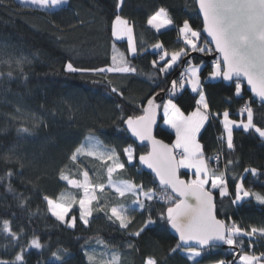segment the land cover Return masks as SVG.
Returning a JSON list of instances; mask_svg holds the SVG:
<instances>
[{"label":"trees","instance_id":"trees-1","mask_svg":"<svg viewBox=\"0 0 264 264\" xmlns=\"http://www.w3.org/2000/svg\"><path fill=\"white\" fill-rule=\"evenodd\" d=\"M113 4L114 0H69L64 10L51 11L23 7L16 0H5L0 4V175L7 168L19 171L17 157L24 162L23 176L13 178L16 193H8L0 187V218L12 219L14 227L23 226L29 235L35 233L41 238L45 248L42 251L31 250L27 256L28 264H58L51 257V252L57 249L64 251L67 264H87L84 251L94 248L99 253L104 250L96 243L98 239L116 245L124 254L123 264H142L146 255H155L160 264H185L183 253L169 255L168 249L177 242L169 228L148 231L141 238H135L102 218L103 213H94L87 228L78 222L76 229H68L47 212L43 200L44 195L56 199L66 192L67 185L58 179V171L64 164L70 163L68 156L85 143L89 135L97 137L107 148H114L121 154L122 161L127 159L122 154L123 148L131 146L136 159L132 165L126 164V170L118 173V177L143 184L146 189L158 187L151 175L139 169L136 160L147 152V148L139 147L130 140L121 116L141 114L138 107L141 102L145 104L147 98L157 93H168L171 81L179 77L180 67L166 77L153 68L152 61L158 60L159 56L151 45L161 42L166 50H175L182 45L178 39V26L187 19L194 27H201V21L194 10V0H126L121 14L134 25L139 50V54L132 57L127 52L126 41H117L111 35L115 18ZM159 7L169 10L174 25L157 33L148 26L147 19ZM113 45L119 53L125 54L129 63L137 69L136 73L66 72L69 62L81 68L111 66ZM202 55H193L196 58L193 62L202 67L201 80L213 111L222 112L228 108L232 118L240 119L237 113L241 104L233 102L229 106L227 101L233 85L221 80H208L212 63H205ZM21 58L25 59L22 72L16 66V61ZM10 71L11 77L8 76ZM109 80L112 86L124 91V100L111 92ZM162 88L165 90L161 91ZM249 96L246 92L245 99ZM173 99L187 114L195 109L197 96L185 88L180 92L177 89ZM117 103L123 105V112L116 107ZM253 108L255 122L264 126V107L256 101ZM33 118L43 121L46 127L35 130L34 135L27 138L18 135L17 128L24 122L30 127ZM162 122L160 112L154 135L172 144L174 135L161 127ZM222 132L218 122L206 125L201 131L198 139L206 156H213L220 149L217 136ZM234 142L235 152L230 156H221L216 166L210 162V167L223 169L227 158L239 161L234 166L236 174H241L244 167H255L262 174L259 177L247 175L245 185L264 193V142L242 130H234ZM6 155L12 156L11 162H5ZM83 160L90 175H93L97 161L90 157ZM190 176L192 174L180 170L181 178L188 180ZM228 179L230 191H234L231 173ZM20 194L27 198L25 208L19 207L15 198ZM157 194H160L159 191ZM215 195L218 218L230 217L228 223L235 221L242 228L264 226V205L254 199L233 205L230 197L221 199L218 193ZM152 207L155 215L166 205L153 201ZM146 211L131 213V230L139 226ZM73 213L78 216V209L74 208ZM128 241H132L138 251H129ZM4 243L6 241L0 237V245ZM251 251L256 254L264 252V240H258ZM0 255H5L2 248ZM199 259L203 260V264H209L215 259L232 261L233 256L226 247L215 249Z\"/></svg>","mask_w":264,"mask_h":264},{"label":"snow or ice","instance_id":"snow-or-ice-1","mask_svg":"<svg viewBox=\"0 0 264 264\" xmlns=\"http://www.w3.org/2000/svg\"><path fill=\"white\" fill-rule=\"evenodd\" d=\"M4 2L5 0H0V4ZM20 3L51 11L64 10V6L69 5V0H20ZM125 6L126 0H114L115 18L111 25V35L115 40L126 38L127 52L136 57L139 50L134 25L121 14ZM193 6L202 16V26L194 27L185 19L178 26L181 46L168 51L161 42L151 45L159 56L158 60L152 61V66L161 75L166 77L175 68H181L178 79L171 81L169 98L160 104L156 102L155 96H151L147 98L146 104L141 102L138 105L141 114L121 116L122 123L127 126L126 130L141 144L147 142L150 150L139 155L138 159L141 165L155 174L158 187L146 189L143 184L118 178L117 174L126 170V164L132 165L136 159L134 149L131 146L124 147L122 154L127 159L122 161L121 154L114 148L109 150L97 137L89 135L86 142L76 147L68 156L70 163L64 164L58 171V179L77 190L79 195L66 196L61 193L56 199L44 195L43 200L47 212L68 229H76L78 222L87 228L94 213H103L102 218L135 238H141L148 231L170 228L177 234L178 240L174 247L168 249L169 255L183 253L185 264L189 261L192 264H203V260L199 258L224 245L228 247L233 260L215 259L210 260L209 264H235L236 261L239 264H264V252L256 254L251 251L258 240H264V226L249 225L248 228H242L235 221L228 223L230 217L218 218L215 195L218 193L221 199L230 197L233 205H240L250 199L264 205V193L253 191L245 185L247 175L259 177L261 170L244 167L241 174H236L234 166L239 161L231 158L225 160L223 169L218 166L210 167V162L218 163L221 156H230L235 152L234 130L255 135L264 142V126L255 122L253 108L257 100L264 107V0H194ZM147 24L159 33L174 25V20L167 8L159 7L148 17ZM113 49L112 65L109 67L81 68L69 62L65 70L81 74L136 73L137 69L129 63L125 54H116L115 45ZM193 53L215 57L208 78L232 82L233 87L227 101L229 106L233 102L241 104L237 113L240 119L232 118L228 108L222 112L213 111L201 80L202 67L198 62H193L196 59ZM24 63L23 58L16 61L21 72ZM8 76H12L11 71ZM244 82L251 92L248 99H245ZM108 86L121 100L125 99L124 91L112 86L110 80ZM186 86L198 96L195 109L187 114L173 99L177 89L184 90ZM116 107L123 112L122 104L117 103ZM161 109L164 124L175 132L172 144H166L153 135ZM213 122H218L223 127V132L218 137L220 149L215 155L206 156L198 137L206 125L210 126ZM42 126L46 127V124L33 118L30 127L24 122L17 128V133L27 138ZM84 157H90L103 165L102 170L93 174L97 177L95 180L84 163ZM4 159L6 163L11 162L12 156L6 155ZM16 163L19 171L7 168L0 175V187L12 194L16 193L13 178L23 176V160L17 157ZM182 168L194 170V178L181 179ZM230 173L234 191H230L229 187ZM15 198L19 201V207H26L27 198L23 194ZM126 198H131L130 204L123 202ZM114 200L120 202L112 203ZM153 201L162 202L166 208L162 207L153 215ZM74 208H78V216L73 213ZM146 209L139 226L134 231L131 230V213H144ZM0 237L6 241L0 245L5 252V255H0V264H28L27 256L31 250L42 251L45 248L37 234L29 235L23 226L14 227L13 220L8 218H0ZM96 243L104 250L99 253L95 249L84 251L87 264H123L124 254L116 245H110L103 239H98ZM127 249L138 251L132 241H128ZM51 257L58 264H67L64 251L60 249L52 251ZM142 264H160V260L155 255H146Z\"/></svg>","mask_w":264,"mask_h":264},{"label":"water","instance_id":"water-1","mask_svg":"<svg viewBox=\"0 0 264 264\" xmlns=\"http://www.w3.org/2000/svg\"><path fill=\"white\" fill-rule=\"evenodd\" d=\"M196 12H197V11H196ZM197 15H198V17H199V19H200V21H201V26H202V16H200V15L198 14V12H197ZM196 54H197V53H193V55H196ZM214 59H215V57H214L213 55H202V60H203L205 63L210 64ZM221 81L224 82V83L227 84V85L232 84V82H229V81H223V80H221ZM244 88H245L246 92L251 96L250 89L247 88V84H246V82H244ZM153 96H155L156 102H157V103H160V104L163 103L167 98H169L168 93H164V92L158 93V95L155 94V95H153ZM257 102L259 103L258 100H257ZM145 104H146V103H145ZM158 125H159V114L157 115L156 125H155L154 128H153V135H154V132H155V130H156V128H157ZM126 128H127V126L124 124V129H125L127 135L129 136L130 140H131L135 145H137V146H139V147H146V148H147V151L150 150L149 147L147 146V142H145V144H141L138 140H136L135 137H133V136L131 135L130 132H128V131L126 130ZM154 136H155V135H154ZM157 139H159V138H157ZM159 140H161V139H159ZM163 142H164V141H163ZM164 143H166V142H164ZM166 144H168V143H166ZM146 153H147V152H146ZM146 153H145V154H146ZM138 158H139V157H138ZM138 158H137V160H136V163H137L139 169H140L141 171H143V172H145V173L151 175V176L153 177V179H154L155 174H154L150 169H148L145 165H141V164L139 163V159H138ZM181 179H183V178H181ZM184 180H185V179H184ZM154 181H155L156 185L158 186V184H159L158 180H155V179H154ZM169 230H170V233L172 234V236H173V237L176 239V241H177V240H178V236H177V234H176L172 229L169 228ZM226 247H227V246L224 245V246L221 247V249H225Z\"/></svg>","mask_w":264,"mask_h":264},{"label":"rangeland","instance_id":"rangeland-1","mask_svg":"<svg viewBox=\"0 0 264 264\" xmlns=\"http://www.w3.org/2000/svg\"><path fill=\"white\" fill-rule=\"evenodd\" d=\"M21 6H23V7H31V8H33L32 6H30V5H24V4H21L20 3V0H16ZM123 40H125L126 41V43H127V40H126V38L125 39H123ZM117 41H119V40H117ZM115 53L116 54H119V51L115 48ZM113 54H114V49H113ZM112 54V55H113ZM131 55V54H130ZM212 63V62H211ZM112 65V64H111ZM208 80H210L209 78H208ZM210 81H216V80H210ZM186 88H187V86H186ZM190 88V87H189ZM191 89V88H190ZM180 91H182V90H180V89H178V92H180ZM167 100V99H166ZM165 100V101H166ZM164 101V102H165ZM163 102V103H164ZM163 103H161V104H163ZM222 126V125H221ZM222 129H223V127H222ZM109 149V148H108ZM109 150H111V149H109ZM97 163H98V166H97V168H96V172L95 173H98L100 170H102V168H103V165L99 162V161H97ZM193 172H194V170H192V172H191V174H193ZM93 176V179L95 180L97 177H96V175H92ZM117 176H118V174H117ZM118 178H120V179H122L121 177H118ZM194 178V176L192 175V176H190V178L188 179V180H191V179H193ZM64 194L66 195V196H71V195H79L78 193H77V190H75V189H72V188H70L69 186H67V190H66V192H64ZM117 202H120V201H112V203H117ZM124 203H126V204H130V202H131V198H126L124 201H123ZM78 209V208H77ZM94 248H91L90 249V251H92ZM238 264H239V262H238Z\"/></svg>","mask_w":264,"mask_h":264},{"label":"crops","instance_id":"crops-1","mask_svg":"<svg viewBox=\"0 0 264 264\" xmlns=\"http://www.w3.org/2000/svg\"><path fill=\"white\" fill-rule=\"evenodd\" d=\"M163 30V29H162ZM120 41V40H119ZM187 88H189L188 86H187ZM190 89V88H189ZM191 90V89H190ZM197 99H198V96H197ZM160 112H161V114L163 115V113H162V109L160 110ZM161 127H163L164 129H166V130H168V131H170L173 135H174V140H173V142L175 141V132H174V130L173 129H171V128H169L167 125H165L164 124V121L162 122V124H161ZM172 142V143H173ZM181 171H185V172H188L190 175H191V172H192V170H188V169H180ZM193 175V174H192Z\"/></svg>","mask_w":264,"mask_h":264},{"label":"built area","instance_id":"built-area-1","mask_svg":"<svg viewBox=\"0 0 264 264\" xmlns=\"http://www.w3.org/2000/svg\"><path fill=\"white\" fill-rule=\"evenodd\" d=\"M213 62V61H212ZM218 137H219V135L217 136V140H218ZM219 141V140H218ZM212 164L214 165V166H216L217 165V162L216 161H212Z\"/></svg>","mask_w":264,"mask_h":264}]
</instances>
